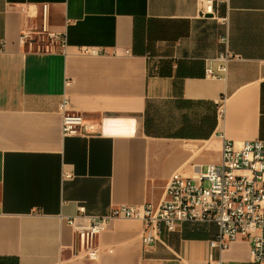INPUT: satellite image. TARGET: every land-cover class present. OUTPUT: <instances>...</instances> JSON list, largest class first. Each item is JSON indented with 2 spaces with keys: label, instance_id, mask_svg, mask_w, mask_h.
<instances>
[{
  "label": "crops",
  "instance_id": "1",
  "mask_svg": "<svg viewBox=\"0 0 264 264\" xmlns=\"http://www.w3.org/2000/svg\"><path fill=\"white\" fill-rule=\"evenodd\" d=\"M45 4L51 29L67 34L66 55L20 46ZM215 9L203 16L197 0H0V264L221 258L210 248L216 225L184 224L146 249L142 222L114 221L90 260L67 224L80 207L106 216L121 205L158 206L174 174L193 178L221 163V135L237 147L264 142V0H216ZM227 52L238 58L226 79L207 78V64ZM65 97L98 134L64 137ZM222 259L256 264L247 240Z\"/></svg>",
  "mask_w": 264,
  "mask_h": 264
},
{
  "label": "built area",
  "instance_id": "2",
  "mask_svg": "<svg viewBox=\"0 0 264 264\" xmlns=\"http://www.w3.org/2000/svg\"><path fill=\"white\" fill-rule=\"evenodd\" d=\"M203 16H215L216 0H197ZM39 25L20 33V46L25 53L39 56L67 54L66 33L54 32L50 24V5L41 8ZM226 22V21H224ZM228 44V39H224ZM81 53L102 56L107 51L82 48ZM238 57L227 52L218 64H207L206 76L210 79H226L228 64ZM73 85L66 81V87ZM226 98L217 104L218 120L225 117ZM62 133L64 137H89L99 133L98 126L89 123L82 113L69 109V99L64 98ZM222 161L209 164L197 176L190 178L176 173L172 176L164 200L158 205H121L106 216H88L85 207L79 214L67 219L77 236L76 251L90 260L98 259L99 236L119 220L140 221L144 225L142 241L150 248L161 242L164 232L176 233L184 224L216 225L218 233L210 241V248L218 251L220 259L210 255V264H229L222 255L238 240L251 245L254 263L264 264V142L235 143L221 135Z\"/></svg>",
  "mask_w": 264,
  "mask_h": 264
}]
</instances>
